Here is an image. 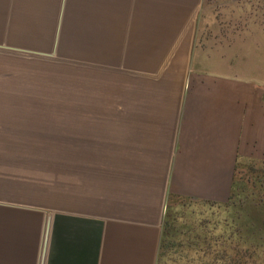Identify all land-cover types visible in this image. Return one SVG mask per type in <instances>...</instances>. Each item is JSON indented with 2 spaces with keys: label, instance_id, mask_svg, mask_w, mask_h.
Returning <instances> with one entry per match:
<instances>
[{
  "label": "crops",
  "instance_id": "1",
  "mask_svg": "<svg viewBox=\"0 0 264 264\" xmlns=\"http://www.w3.org/2000/svg\"><path fill=\"white\" fill-rule=\"evenodd\" d=\"M202 4L0 0V52L77 67L59 169L0 168V264H159L168 200L225 202L264 159V58L244 47L261 27Z\"/></svg>",
  "mask_w": 264,
  "mask_h": 264
},
{
  "label": "rangeland",
  "instance_id": "2",
  "mask_svg": "<svg viewBox=\"0 0 264 264\" xmlns=\"http://www.w3.org/2000/svg\"><path fill=\"white\" fill-rule=\"evenodd\" d=\"M200 13V21L204 14L210 21V13H217L216 22L224 27L236 23V13L244 16L241 25L259 24L261 33L246 29L245 44L240 43L246 55L264 58V0H203ZM257 41L262 57L254 52ZM14 54L0 52V168L42 169L39 165L49 164L44 160L51 157L53 170L59 169L62 124L75 117L65 112L77 106L75 51L58 49L52 57L36 60L28 52ZM235 180L245 192L253 191L256 200H264V159L238 163ZM235 213L225 204L168 200L164 221L170 226L159 264H264V245L242 235Z\"/></svg>",
  "mask_w": 264,
  "mask_h": 264
},
{
  "label": "trees",
  "instance_id": "3",
  "mask_svg": "<svg viewBox=\"0 0 264 264\" xmlns=\"http://www.w3.org/2000/svg\"><path fill=\"white\" fill-rule=\"evenodd\" d=\"M235 179L236 171L232 179V186L229 197L225 202L210 203L225 204L226 206H231L236 212L235 214L238 219V227L240 226V228L243 229L242 235L244 234V237L253 240V242L264 245V200L262 199L263 197L259 196L256 200V198L254 197V192H245V188L239 186V181ZM251 188L253 190L255 187L252 186ZM167 226L169 227L170 223L164 221V229H166ZM166 237L167 233L164 232L163 240ZM248 256L252 257L251 255Z\"/></svg>",
  "mask_w": 264,
  "mask_h": 264
}]
</instances>
